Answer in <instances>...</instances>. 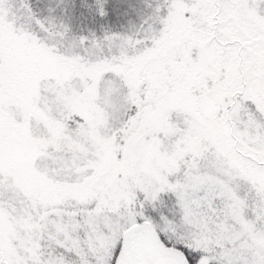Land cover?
<instances>
[{
	"label": "snow or ice",
	"instance_id": "snow-or-ice-1",
	"mask_svg": "<svg viewBox=\"0 0 264 264\" xmlns=\"http://www.w3.org/2000/svg\"><path fill=\"white\" fill-rule=\"evenodd\" d=\"M0 264H264V0H0Z\"/></svg>",
	"mask_w": 264,
	"mask_h": 264
}]
</instances>
